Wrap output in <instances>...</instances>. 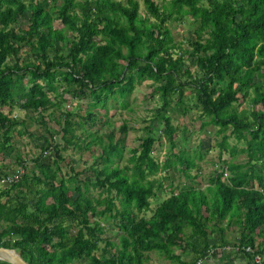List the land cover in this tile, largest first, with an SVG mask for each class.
<instances>
[{"label": "trees", "instance_id": "obj_1", "mask_svg": "<svg viewBox=\"0 0 264 264\" xmlns=\"http://www.w3.org/2000/svg\"><path fill=\"white\" fill-rule=\"evenodd\" d=\"M142 4L139 13L136 0H0V154L9 153L13 137L26 130L25 121H15L5 107L40 112L58 106L62 94L88 99L81 122L72 119L73 111L60 112L63 145L43 137L29 180L23 172L0 187V247L14 249L28 264H144L152 250L187 264L179 259L181 252H190L191 261L202 258L213 242L211 233L222 235L225 219L237 225L240 244L264 249V0ZM25 13L26 25L20 27ZM53 14L61 28L52 26ZM182 18L196 22L185 49L165 25ZM144 81L147 96L156 95L158 103L139 144L119 166L121 139L114 141L110 131L103 143L91 128L103 119L109 100L124 107ZM187 101L197 109L200 127L211 125L220 134V151L242 153L245 160L227 162L218 154L219 166L205 189L183 184L167 192L147 217L138 216L150 208L156 191H165L160 173L176 164L186 179L197 177L189 174L195 160L189 161L185 150L173 151L176 128L168 115L172 107L184 113ZM244 101L251 109L239 116L236 108ZM99 108L104 114L95 112ZM156 120L162 125L157 137L151 132ZM83 123L90 128L76 135L75 126ZM126 131L121 124L119 132ZM158 138L168 143L162 161L153 156ZM91 144H99L87 167L92 176L80 182L72 167L60 175L59 150ZM50 151V163H41ZM16 160L23 169V159ZM89 187L98 189L96 196L88 194ZM106 219L119 230L115 243L103 237Z\"/></svg>", "mask_w": 264, "mask_h": 264}, {"label": "rangeland", "instance_id": "obj_2", "mask_svg": "<svg viewBox=\"0 0 264 264\" xmlns=\"http://www.w3.org/2000/svg\"><path fill=\"white\" fill-rule=\"evenodd\" d=\"M125 3L126 0H120ZM137 1V9L139 13H143V4L142 0ZM157 4H165L168 0H153ZM28 13H25L18 19L19 26L24 27L26 25V17ZM196 22H190L187 18H182L179 21H168L165 23L167 29L170 32V35L174 42L180 44L181 49L188 48L186 40L188 38H193L192 29L194 28ZM52 26L54 28H61L59 20L55 18L53 14ZM14 77V76H12ZM148 83L144 81L140 84L135 85L132 93L126 97V105L121 107L117 101L112 102L108 101L106 105V113L103 115V119L99 118V121L91 128L97 131V134L102 137L103 143L105 140V135L110 131H113L114 141L121 139V144L124 146L123 149V158L118 162V165L121 166L125 163V157L130 152L131 148L136 147L139 144L140 137L144 135L143 125L148 123V119L151 116V110L158 103L157 96H147V91L149 88L145 86ZM60 90V88H58ZM64 97L63 101L58 102V106H50L40 112H27L14 106L11 110L5 107L4 112L9 111V116L13 117L15 121L24 120L26 129L25 132H22L18 137H13V146L12 150L7 154H0V180L3 177V172H9L11 174L14 169H21L22 173L26 175L27 179L30 178V173L35 172L36 169L33 166V157L37 156L39 151L43 148V137L47 139L48 144L54 145L59 144V147L63 145L61 139V122L62 117L60 112L65 109L73 111L72 119L75 121H80V115L83 114L86 107V102L88 99L75 100L70 99L69 96L62 94ZM192 101H187L188 107H185L184 113H181L182 109L180 108H171L168 111V115L171 117V125L176 128L175 132V146L173 151L185 150V154L190 161L191 159L196 162L197 167H193L189 170L190 175H197L195 179H186L181 174V167L174 166L168 171L160 173L164 176L163 184L164 189L161 191L158 190L155 192V199L150 200V208L147 211H142L138 216L147 217L151 209L156 205L157 202L167 197V192L174 190L177 191V187L182 186L183 184L189 185L198 184L199 187L206 183V180L209 175L212 174L213 170L216 169L219 165L217 163V155H220L221 160L227 162L239 163L245 160V155L242 153H236L233 156H230L229 153L223 149L220 151L218 142L220 140V134L215 132L216 128L211 125H205L200 127L198 111L195 109L191 103ZM78 104V107L76 106ZM251 109L249 101H244L237 106L236 111L239 116L243 111H248ZM104 114L105 110L99 108L95 112ZM40 115L42 118L38 117ZM102 120V122H100ZM106 123H103L105 122ZM103 123V124H102ZM121 124H125L127 131L125 134L119 132V127ZM82 127H87V124L81 126H75L74 133L79 135L82 131ZM162 125L158 120L151 125L152 134L157 137L159 131L161 130ZM16 129L23 130L22 125H18ZM83 137L79 136V141ZM227 143H233L232 139H227ZM153 156L156 160L162 161L167 154L168 143L163 140V138H158L153 144ZM239 148L243 146L242 143L236 144ZM99 144H91L88 148L78 149L71 145H65L59 150V154L63 158L62 161L58 162L59 173L65 177L68 173V168L72 167L74 171L78 172V179L80 182L84 177L92 176V172L87 168L93 162V158L97 155L99 149ZM220 151V152H219ZM50 154L40 159L41 163H50L52 159V151ZM17 156L23 159L24 165L22 168L17 166ZM179 170V171H178ZM21 175V174H20ZM227 175V173H225ZM199 180V181H198ZM0 187L10 185V183H2ZM98 189L92 187L88 188V194L96 196ZM49 201V200H48ZM101 207V206H99ZM233 223V222H231ZM101 225L104 228L103 237L107 238L111 242H116V237L119 234L116 223L112 222L110 219L101 221ZM236 225V224H234ZM237 226V225H236ZM183 231H189V228H184ZM237 241V240H236ZM102 245V244H100ZM95 253H99L97 250ZM174 253H179L177 249H174ZM107 255V254H106ZM71 264H81L79 261H74ZM144 264H176L166 259L163 255L159 254L157 251L152 250L145 253Z\"/></svg>", "mask_w": 264, "mask_h": 264}, {"label": "crops", "instance_id": "obj_3", "mask_svg": "<svg viewBox=\"0 0 264 264\" xmlns=\"http://www.w3.org/2000/svg\"><path fill=\"white\" fill-rule=\"evenodd\" d=\"M207 185L208 183L206 180V183L200 186V188L205 189ZM221 224L223 227L222 235L220 236L218 233L212 232L211 237H214V238H212L211 241L213 242L212 244L208 245L207 249H210V248L220 249L221 245L231 244L234 241H236L237 236H238V227L234 225V223H228L227 219H225ZM177 250L179 252L180 248H177ZM191 257H192L191 253L188 252L187 250L181 252V254L179 255V259L182 261H185L187 264L190 262H193L191 261ZM200 264H250V261L246 255L242 253H235L231 250H228V251H215L211 255L205 254Z\"/></svg>", "mask_w": 264, "mask_h": 264}, {"label": "built area", "instance_id": "obj_4", "mask_svg": "<svg viewBox=\"0 0 264 264\" xmlns=\"http://www.w3.org/2000/svg\"><path fill=\"white\" fill-rule=\"evenodd\" d=\"M22 173V170L20 169H15L11 174H6L5 176L2 177L0 180V184L3 185L2 183H12L17 180L19 175ZM231 250L235 253H242L246 254L249 256V261L250 264H264V249H256L255 246H250L248 244H240L238 241H234L231 244H224L220 246V249H207L206 250V255H211L215 251H228ZM202 258H198L193 262H190L188 264H200L202 261Z\"/></svg>", "mask_w": 264, "mask_h": 264}, {"label": "water", "instance_id": "obj_5", "mask_svg": "<svg viewBox=\"0 0 264 264\" xmlns=\"http://www.w3.org/2000/svg\"><path fill=\"white\" fill-rule=\"evenodd\" d=\"M0 260L8 264H28L24 261L14 249L0 247Z\"/></svg>", "mask_w": 264, "mask_h": 264}]
</instances>
